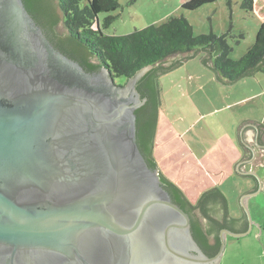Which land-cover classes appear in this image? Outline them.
<instances>
[{
  "label": "water",
  "instance_id": "water-1",
  "mask_svg": "<svg viewBox=\"0 0 264 264\" xmlns=\"http://www.w3.org/2000/svg\"><path fill=\"white\" fill-rule=\"evenodd\" d=\"M37 5L64 35L57 1ZM150 68L114 87L107 67L87 73L54 49L23 0H0V264H134L165 256L218 264L227 236L251 231L246 200L264 185L262 127L245 121L236 129L243 155L233 172L258 186L238 199L247 229L222 228L217 254L206 258L188 214L137 144L136 110L146 97L136 86Z\"/></svg>",
  "mask_w": 264,
  "mask_h": 264
},
{
  "label": "rangeland",
  "instance_id": "rangeland-1",
  "mask_svg": "<svg viewBox=\"0 0 264 264\" xmlns=\"http://www.w3.org/2000/svg\"><path fill=\"white\" fill-rule=\"evenodd\" d=\"M178 1L118 0L116 10L98 14V24L104 34L124 35L148 25H159L171 16L182 15L192 25L194 35L210 32L220 35L230 29L228 43L232 47V59L241 57L254 43L258 21L240 8V0H217L193 11L182 9ZM107 17L111 20L104 27ZM193 50H197L196 53L181 66L155 78L160 99L155 160L161 170L166 169L175 182H179V186L190 182L196 184L190 187L192 202L199 196L198 185L200 191L212 184L220 188L227 198L228 210L234 216L241 213L238 199L243 195L241 187L246 184L234 175L233 159L222 143L223 136L230 131L235 117L240 120L260 118L264 124V72L223 84L216 81L212 70L201 63L207 55L205 50ZM116 79L118 83L122 81V78ZM168 137L173 142L166 141ZM182 139L190 149L187 161L191 168L180 177L178 171L183 159L180 164L175 162L178 165L165 167L164 155L172 147H180L175 154L177 158L187 154ZM203 171L210 183L209 178L201 176ZM247 208L253 221L251 231L239 238L227 237L218 264H264V190L248 199Z\"/></svg>",
  "mask_w": 264,
  "mask_h": 264
},
{
  "label": "trees",
  "instance_id": "trees-1",
  "mask_svg": "<svg viewBox=\"0 0 264 264\" xmlns=\"http://www.w3.org/2000/svg\"><path fill=\"white\" fill-rule=\"evenodd\" d=\"M38 1L23 0L27 11L37 24L46 29L54 27L56 18L45 17L37 5ZM56 1L66 30L64 46L71 53L72 50L82 53L90 69L96 70L100 66L107 67L114 78L126 80L142 68L151 66L137 84L141 96L146 97V101L136 110V138L148 166L158 169L161 184L169 192L172 201L183 210L187 208L198 212L202 218L215 222L216 225L213 227L216 240L215 250L219 245L218 233L222 228L234 232L246 230L247 221L245 220L247 219L244 211L241 212L240 217H233L228 210L227 198L218 187L214 186L202 191L196 201L191 202L183 191L159 170L154 158L160 104L159 87L155 78L160 73L181 66L188 59V54L195 48L205 50L207 55L202 59V64L212 70L216 81L220 83L232 84L256 72H264V0H240V8L258 21V30L254 43L238 59L230 57L232 50L228 43L230 29L220 35L212 32L194 35L188 19L180 15L171 16L159 25H148L124 35H108L100 29L98 14L116 10L119 6L118 0ZM216 1L179 0L178 3L182 9L193 11ZM110 20V17L105 18L104 27L110 23ZM175 55L179 57L167 66L162 65L167 58ZM211 206L220 210L223 218L214 219L210 214ZM236 220L244 221L242 228L233 227ZM195 231L194 237L203 243L205 235L200 230Z\"/></svg>",
  "mask_w": 264,
  "mask_h": 264
},
{
  "label": "flooded vegetation",
  "instance_id": "flooded-vegetation-1",
  "mask_svg": "<svg viewBox=\"0 0 264 264\" xmlns=\"http://www.w3.org/2000/svg\"><path fill=\"white\" fill-rule=\"evenodd\" d=\"M41 28L43 29V32H44L46 38L48 39V41L50 42V44L52 45V47L54 49H56L57 51H59L60 53L67 56L68 58H70L71 60L79 63L82 66V68L85 70V72L93 74V73H97L99 70H101V66L96 70L90 69L88 67V65L86 64L85 59L82 56V53H80L79 51L72 50V53H71L69 51V49L66 48L63 44V42L65 40L64 35H59L58 33H56L54 27L46 29L45 27L41 26ZM87 61H90V60H87ZM127 79L122 80L120 83H118L117 79L114 78V81H113L114 84H111V85L112 86L115 85L117 87L122 86L125 84ZM142 89H143V87H142ZM138 91L140 92L139 89H138ZM257 187L258 186H256V187L254 186V189H257ZM184 211L188 214V216L190 218L191 233H192V236H193V239H194L196 245L198 246L199 250L202 252V255L205 256L206 258L214 257L217 254L219 247H220V239H219L218 248H217V250H215L216 240H215V236L213 234V227L216 225L215 222L212 220L206 219V218H202L198 212L188 210L187 208H185ZM210 214L214 219L223 218V213L220 210H218L217 208H215L214 206L210 207ZM245 221H247V220H245ZM243 225H244L243 220H236L233 223V227L238 228V229L242 228ZM194 229H196V231ZM197 230L198 231L200 230L205 235V241H202L203 243H200L194 237V231L197 232ZM218 236H219V233H218ZM227 237H229V236H227ZM156 250L159 252L160 250H165V248L163 246L157 247ZM188 253L193 255L195 258H198V259L202 258L200 256V254L197 251H195L194 249H189ZM161 254L162 253L159 254V257L163 256ZM87 255L89 256V254H87ZM91 257H93V256H91ZM62 262H60L59 264H62ZM53 264H55V263H53ZM65 264H72V263L70 260H68L67 262H65ZM134 264H182V263H181L179 258L165 256V257H161L160 259L155 260V261L140 260ZM198 264H215V263H198Z\"/></svg>",
  "mask_w": 264,
  "mask_h": 264
},
{
  "label": "crops",
  "instance_id": "crops-1",
  "mask_svg": "<svg viewBox=\"0 0 264 264\" xmlns=\"http://www.w3.org/2000/svg\"><path fill=\"white\" fill-rule=\"evenodd\" d=\"M201 63H202V60H201ZM208 65H210V62H208ZM215 77V76H214ZM216 80V79H215ZM224 84V83H223ZM224 108H228L227 106H225ZM235 117V116H232V118ZM260 118H256V119H251V118H243L242 120L238 119L235 117V122L234 124H232V127L230 129V131L228 133H226L224 136H223V145L225 147H227L229 149V156L232 157V167L234 168V165L237 164L241 159H242V155H243V149L239 146L238 142H237V135H236V129L239 127V125L245 121H253L255 123H257L258 125H260L262 127V130H263V138H264V124L262 122H260L259 120ZM159 121V119H158ZM160 125L159 123L157 124V126ZM157 129H156V134H157ZM155 134V135H156ZM170 139V140H169ZM166 141L168 142H173V139L171 137H168L166 138ZM182 142L183 144L186 146V150H187V154H184L183 157L180 159V158H177L175 156L176 152H178L180 150V147H172L171 149L168 150V152L164 155L166 156V160H167V163L165 165V167H172V165H178V164H175L176 161H179V164L181 163L180 160L183 159V164H180L181 168L179 169V175L181 177V175L183 174V176L185 174H187L189 171H190V168L191 166L188 164L189 161H187L190 157V149L188 148V146L186 145L185 141L182 139ZM154 153H155V147H154ZM154 158L156 159L155 155H154ZM159 168V166H158ZM159 170L168 178L170 179L171 181H173L182 191L183 193L186 195V197L189 199V192L191 190V186H194L196 184H193V182H190V184L186 185V186H179V182H175L174 178L168 173V171L166 169H160ZM224 171V170H223ZM235 176H238L240 179H242L241 182H244V184H246L244 187H241L242 189V194L246 193L247 191H250L253 189L254 187V182L251 178L249 177H246V176H239V175H236L234 173ZM203 177H206V178H209L206 176V174L204 173V171L202 172V175ZM177 178V177H176ZM209 183H210V178H209ZM210 185V184H208ZM211 187H214L213 184ZM217 187V186H216ZM200 186L198 185L197 186V190H198V195H200V193L202 191H200ZM208 189V188H205V190ZM220 189V188H219ZM261 191L264 190V185L262 186V188L260 189ZM204 191V190H203ZM260 192V191H259ZM258 192V193H259ZM257 193V194H258ZM195 194V192H194ZM224 194V193H223ZM256 195V194H255ZM253 195V196H255ZM252 196L248 197V199H251ZM248 199L246 200V204H248ZM190 200V199H189ZM191 201V200H190ZM192 202V201H191ZM236 218L237 217H240L241 216V213L240 214H236L234 215ZM233 216V217H234Z\"/></svg>",
  "mask_w": 264,
  "mask_h": 264
}]
</instances>
